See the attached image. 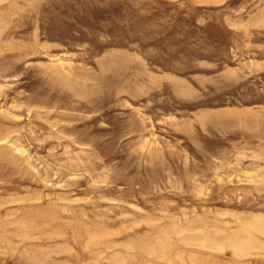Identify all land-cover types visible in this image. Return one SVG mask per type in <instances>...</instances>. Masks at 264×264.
Returning <instances> with one entry per match:
<instances>
[{
	"label": "rangeland",
	"instance_id": "obj_1",
	"mask_svg": "<svg viewBox=\"0 0 264 264\" xmlns=\"http://www.w3.org/2000/svg\"><path fill=\"white\" fill-rule=\"evenodd\" d=\"M0 264H264V0H0Z\"/></svg>",
	"mask_w": 264,
	"mask_h": 264
}]
</instances>
